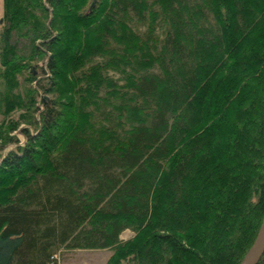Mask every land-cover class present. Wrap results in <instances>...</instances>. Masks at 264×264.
<instances>
[{"label": "trees", "instance_id": "16d2710c", "mask_svg": "<svg viewBox=\"0 0 264 264\" xmlns=\"http://www.w3.org/2000/svg\"><path fill=\"white\" fill-rule=\"evenodd\" d=\"M93 1L3 0L0 264H240L264 221V0Z\"/></svg>", "mask_w": 264, "mask_h": 264}, {"label": "rangeland", "instance_id": "374dc122", "mask_svg": "<svg viewBox=\"0 0 264 264\" xmlns=\"http://www.w3.org/2000/svg\"><path fill=\"white\" fill-rule=\"evenodd\" d=\"M2 2V0H1ZM2 12V11H1ZM2 17L3 14L0 15V34L2 31ZM49 54V53H47ZM43 62V67L45 71V75L43 77H49L50 74L45 67V61ZM42 65V63H41ZM1 70V68H0ZM109 75L113 76V78L119 83H124L122 76L118 72L110 73ZM42 78V77H41ZM35 86V84H34ZM4 90V84L0 80V93ZM18 112H14L9 115L6 119H17ZM4 116L1 113L0 109V124L4 121ZM26 126L23 124L20 126L18 131L14 132L13 135L17 136L19 139L18 146L23 145L24 137L20 133V129L25 128ZM32 131V130H31ZM16 145L10 144L6 146L5 150L2 152V155H5L7 151L15 150ZM134 236V233L131 231H125L121 234L120 240L121 242H126L130 240ZM115 254L114 249H104V250H77V251H62L57 255L58 264H107L110 258ZM122 264H130V263H122Z\"/></svg>", "mask_w": 264, "mask_h": 264}, {"label": "water", "instance_id": "95a60500", "mask_svg": "<svg viewBox=\"0 0 264 264\" xmlns=\"http://www.w3.org/2000/svg\"><path fill=\"white\" fill-rule=\"evenodd\" d=\"M95 0L93 1L94 4ZM264 254V221L257 237L240 264H258Z\"/></svg>", "mask_w": 264, "mask_h": 264}, {"label": "crops", "instance_id": "0c3cea01", "mask_svg": "<svg viewBox=\"0 0 264 264\" xmlns=\"http://www.w3.org/2000/svg\"><path fill=\"white\" fill-rule=\"evenodd\" d=\"M2 14H3V0H2V2L0 0V15H2Z\"/></svg>", "mask_w": 264, "mask_h": 264}]
</instances>
